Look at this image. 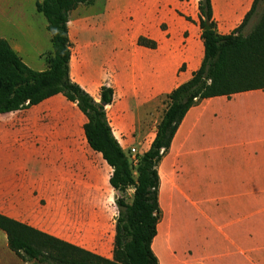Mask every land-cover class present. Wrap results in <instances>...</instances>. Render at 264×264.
I'll return each instance as SVG.
<instances>
[{"label":"crops","instance_id":"1","mask_svg":"<svg viewBox=\"0 0 264 264\" xmlns=\"http://www.w3.org/2000/svg\"><path fill=\"white\" fill-rule=\"evenodd\" d=\"M254 1L212 0L217 33L239 29ZM36 3L0 0V40L45 72L52 34ZM200 17L199 0H94L70 13V77L96 102L113 90L106 109L122 150L149 151L168 95L201 68ZM82 116L62 94L0 113V215L112 260L116 232L99 231L109 216L116 227L113 168L81 140ZM157 170L158 264H264V89L192 107ZM2 243L0 261L29 264L0 230Z\"/></svg>","mask_w":264,"mask_h":264},{"label":"trees","instance_id":"2","mask_svg":"<svg viewBox=\"0 0 264 264\" xmlns=\"http://www.w3.org/2000/svg\"><path fill=\"white\" fill-rule=\"evenodd\" d=\"M93 3L94 0H37V11L47 19L52 34V52L44 56L48 65L45 72L28 68L8 42L0 40V113L26 109L62 94L76 104L86 118L96 115L98 141L91 134L92 125L84 126L89 145L113 168L110 183L117 193L125 194L131 187L135 189L131 203L124 196L116 197L119 217L113 258H102L2 215L0 230L6 233L10 250L29 264H158L152 251L161 218L157 167L185 115L200 101L264 89V0H255L242 26L227 36L217 33L212 0H199L205 46L202 66L190 81L168 95L167 109L157 127L156 138L149 151L138 156L136 166L113 136L105 113V108L112 104L113 90L103 87L101 103H96L70 77L69 16L79 5ZM256 14L259 21L245 36L243 30ZM208 25L210 30L206 29ZM139 44L156 47L145 38H140Z\"/></svg>","mask_w":264,"mask_h":264},{"label":"rangeland","instance_id":"3","mask_svg":"<svg viewBox=\"0 0 264 264\" xmlns=\"http://www.w3.org/2000/svg\"><path fill=\"white\" fill-rule=\"evenodd\" d=\"M261 12H262V7L260 6V9H259V13L261 14ZM253 18L254 19H257V20H253V23H252V19L249 21V23L247 24V26L244 28V30H243V34L245 35V36H247L248 34H250L251 33V31L253 30V28L255 27H252L254 24L256 25L257 23H258V21H259V15H255V16H253ZM76 109V108H75ZM108 109H106L105 108V113H106V115L108 114ZM81 124H82V132H81V140L82 141H84V143H86V145H88L89 146V143H88V140H87V138H86V136H85V133H84V131H83V128H84V126L86 125V123H87V118L86 117H84V116H82L81 118ZM107 119H108V122H109V125H110V122L111 121H109V117H108V115H107ZM114 136V135H113ZM118 137H119V135H117ZM115 137V136H114ZM116 139V138H115ZM119 143V142H118ZM124 145V147H125V144H123ZM90 147V146H89ZM91 148V147H90ZM92 152L94 153V155H95V157H97V158H99L103 163H105V164H107L106 163V161H105V159L103 158V155H99L96 151H94L93 149H92ZM126 154H128V151H124ZM133 173L136 175V172H135V170H133ZM134 192H135V189L133 188V187H131V188H129L128 190H127V192L125 193V194H121V193H116V192H113L114 193V196L111 198V197H109L108 198V202L109 203H112V212L114 213V215L116 214L118 217H119V209L117 208V205H116V197H125L126 199H127V202L128 203H131L132 202V198H133V195H134ZM112 201V202H111ZM118 217H117V219H118ZM103 230H101V231H99V232H101V235H103V237H107V235H110V232L112 231V232H115V223H114V221H113V218L112 219H110V216H109V219H108V222H107V224L106 225H104L103 226ZM157 243L158 242H156V244H155V248H156V246L158 247V245H157ZM1 247H4V245H3V243L1 244V246H0V255H3V248H1ZM4 256V255H3ZM18 262V261H17ZM17 262H15V264H17ZM0 264H13V262H12V260H8V259H6L5 258V260L4 261H0Z\"/></svg>","mask_w":264,"mask_h":264},{"label":"flooded vegetation","instance_id":"4","mask_svg":"<svg viewBox=\"0 0 264 264\" xmlns=\"http://www.w3.org/2000/svg\"><path fill=\"white\" fill-rule=\"evenodd\" d=\"M96 103H101V100L100 102H96ZM87 123L92 125L91 134L93 138L98 141L99 140V123H98V119L96 118V115L93 114L92 119L87 118Z\"/></svg>","mask_w":264,"mask_h":264},{"label":"built area","instance_id":"5","mask_svg":"<svg viewBox=\"0 0 264 264\" xmlns=\"http://www.w3.org/2000/svg\"><path fill=\"white\" fill-rule=\"evenodd\" d=\"M128 154H129V156H130V161H131V163L134 165V166H136L137 164H138V156H139V154H138V152L136 151V149L135 148H131L129 151H128Z\"/></svg>","mask_w":264,"mask_h":264},{"label":"water","instance_id":"6","mask_svg":"<svg viewBox=\"0 0 264 264\" xmlns=\"http://www.w3.org/2000/svg\"><path fill=\"white\" fill-rule=\"evenodd\" d=\"M206 29H207V30H210V29H211V26H210V25H208V26L206 27Z\"/></svg>","mask_w":264,"mask_h":264}]
</instances>
